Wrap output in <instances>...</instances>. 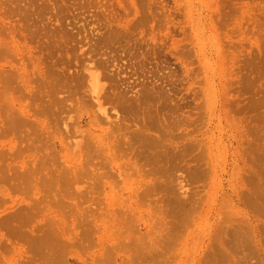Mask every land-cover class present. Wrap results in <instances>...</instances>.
<instances>
[{
    "label": "rangeland",
    "instance_id": "obj_1",
    "mask_svg": "<svg viewBox=\"0 0 264 264\" xmlns=\"http://www.w3.org/2000/svg\"><path fill=\"white\" fill-rule=\"evenodd\" d=\"M85 68L99 70L95 72L100 82L96 94L87 82ZM101 73L106 78L101 79ZM143 90L151 94L145 96ZM136 93L141 96L136 98ZM98 104L107 111L106 118L97 113ZM9 109L20 112L14 127L13 121L8 125ZM149 126L153 131L148 130ZM110 128L114 131L110 132ZM141 128L145 136L139 133ZM131 132L137 136L129 138ZM148 132V137L158 140H154L156 147L161 143L160 150L150 145L148 138L143 139ZM109 133H114L115 138ZM85 135H91L87 141L93 145L83 144ZM119 136L125 137L123 143H131L133 150L129 149L130 154L125 149L123 152L129 145L118 144L119 138L115 145L123 148L117 158V146L112 140ZM127 136L139 137V141L132 143L136 138L127 140ZM97 137H108L110 148L98 142ZM138 142L149 152L144 150L139 160L133 147L140 148ZM72 145L78 148L73 150ZM80 146L82 150L87 147V151H97L96 157L102 151L100 156L110 161L90 156V152L87 158L95 159L90 158L93 164L89 166L88 162L85 168L91 172L97 166L94 171L98 173L82 171V163L87 160L81 154L86 150L81 151ZM163 150L175 153L171 157L175 158L166 161L169 154L164 155ZM152 151L158 152L153 160L148 156ZM121 152L129 154L128 161L138 164L130 166L133 177L132 171H126L129 166L125 165L130 162L124 161ZM102 160L107 161L108 168ZM162 161L166 169L172 168L170 172L162 168ZM95 162L99 167H92ZM142 164H148V168ZM158 165L165 171L162 175ZM73 166L75 171L81 170L80 175ZM139 166L147 172L150 169L149 175L159 173L161 179L159 174L148 178L146 171L145 176L141 167L138 170ZM28 167L31 172L35 170V174L29 172L32 177L28 172L24 176ZM69 167L72 177L68 175ZM124 170L131 177H126ZM102 172L109 174L106 177L115 173L112 177L117 176L119 184L112 187L116 180L111 177L110 183L111 178L106 179ZM75 173L83 183H77L80 180ZM86 173L88 178L83 176ZM100 173L105 178L102 176L101 192L95 184L96 180L99 183ZM58 174H62L64 182ZM135 180L143 182L138 185ZM161 180L165 184L160 185ZM58 183L69 186L62 188ZM144 183V188L150 185V190L142 193ZM114 187L118 192L111 189ZM140 191L141 199L148 194L150 198L145 199L150 205L146 200L145 207L141 205L144 199L139 202ZM253 193L257 196H251ZM245 194L254 200H248ZM186 202L194 208L182 207ZM90 209L95 216L90 215ZM183 211L190 212V218H185L191 220L189 224L183 220ZM152 212L161 223L151 217ZM125 215L129 220L122 222ZM117 219L121 220L119 224ZM126 220H135L137 227L130 221L132 225L125 228L122 236L118 231L127 227L121 228ZM241 221L249 222L250 227L247 223L245 226L256 237L250 240L254 247L249 241L248 247L236 241L242 249L235 241L230 243V237L237 239L234 232L239 230L235 227H240ZM152 223L157 225L153 227L156 231L158 227L163 230L162 234L157 231L161 235L151 229ZM48 224L55 226L58 235L48 230ZM231 225L235 226L233 230ZM223 229L230 233H222ZM136 232L143 236L147 233V237ZM152 232L158 235L152 236ZM132 233L140 242L135 245H142L139 250L150 244L154 247L150 249L151 256L148 249L140 253L137 246L132 247ZM50 234L57 237V243ZM120 235L130 236L129 242ZM117 242L122 246L127 243L126 249L122 251L125 246ZM46 243H50L49 250ZM51 246L55 250L51 251L52 258L48 254ZM144 251L150 257L140 263ZM133 255L144 256L137 259L138 263L135 257L129 258ZM129 259H135L132 264H264V0H0V264H130Z\"/></svg>",
    "mask_w": 264,
    "mask_h": 264
},
{
    "label": "bare ground",
    "instance_id": "obj_2",
    "mask_svg": "<svg viewBox=\"0 0 264 264\" xmlns=\"http://www.w3.org/2000/svg\"><path fill=\"white\" fill-rule=\"evenodd\" d=\"M110 29H111V28H110ZM110 31H111L110 33L114 32V30H113V31L110 30ZM116 32H118V31H116ZM118 33H119V32H118ZM113 36H114V35H113ZM118 36H119V35H118ZM110 37H112V36H109V38H110ZM116 37H117V36H116ZM93 67H94V66H93ZM88 68H89V67H88ZM94 68H97V66H95ZM98 68H99V67H98ZM98 68H97V69H98ZM97 69H96L95 72L99 71V70H97ZM100 69H102V68H100ZM85 70H86V71L88 70V71L86 72ZM85 70H83V71H85V73H88V75H89V77L86 76V78H89V79H88L89 81L87 80V82H89L90 89H91V91H92L93 94H96V93H97V90H98V87H99V83H100V82H99V79H98L97 75H95V72L90 71L89 69H86V68H85ZM102 70H103V69H102ZM83 73H84V72H83ZM82 75H86V74H82ZM102 75H103V74L101 73V76H102ZM83 78H84V77H83ZM86 78H85V80H86ZM100 78L102 79V78H106V77L103 75V77H100ZM101 79H100V81L102 82ZM104 80H105V79H104ZM141 91H142V90H141ZM143 91H144V90H143ZM144 92L146 93L145 96H149V95L151 94L150 91H148L150 94H149L147 91H144ZM144 92H142V93H143L142 96L144 95ZM138 93H141V92H138ZM138 93H136V94H138ZM93 94H92V95H93ZM90 95H91V94H90ZM139 96H141V94H140V95L138 94V96H136V98H138ZM105 97H106V96H105ZM105 97H104V98H105ZM115 97L118 99L117 96H115ZM122 97H123V96H122ZM122 97L119 96V98H122ZM91 98H93V97H91ZM101 98H102V95H101ZM106 98H107V97H106ZM136 98H135V100H136ZM141 98H145V100H146L147 97H141ZM141 98H140V99H141ZM94 99H95V98H94ZM94 99H92V100H94ZM99 99H100V97H99ZM147 99H148V98H147ZM104 100H105V102L107 101L106 99H104ZM120 100H121V99H120ZM141 100L143 101L144 99H141ZM117 101H118V100H117ZM95 102H96V101H95ZM103 102H104V101H103ZM105 102H104V103H105ZM123 102H125V101L123 100L122 103H123ZM137 102L139 103L140 101H137ZM104 103H103V104H104ZM122 103H121V101H120V105H122ZM134 103H136V102H134ZM96 104H97V103H96ZM124 105H125V103H124ZM122 106H123V105H122ZM12 107H13V106H12ZM96 108H97V113H98V112L101 113V114H102L103 116H105V118H106V115H107V114L105 115V112H107V111H105V109H103V106H102L101 104H98V107H96ZM11 110H12V108H11ZM9 111H10V109L8 110V115L10 114V115H9L10 117H9V116H8V117L11 118V120L8 118V119L10 120V122H8L9 120L7 119V120H6V125H7V122H8V125H9V124L11 123V121H13L12 124H13V127H14V121H15L16 123H18V122H19L18 119L20 120V118H19V116H18V114L20 115V112L18 113L16 109H15V110L13 109V111H14L16 114L18 113V114L16 115V114H13V113H14L13 111H10V113H9ZM11 112H12V113H11ZM99 113H98V114H99ZM11 114H12V116H11ZM14 116H18V118L15 117V119H17V120H12V119L14 118ZM12 117H13V118H12ZM20 117H21V116H20ZM22 117H23V116H22ZM96 117H99V116H96ZM105 118H104L103 120H106ZM94 119H96V118L94 117ZM99 119H101V118H99ZM99 119L97 118L96 121L99 120ZM22 120H23V121H24V120L26 121V118H25V119H22ZM101 120H102V119H101ZM17 121H18V122H17ZM99 122H100V121H99ZM104 122H105V121H104ZM106 122H109V121L106 120ZM111 122H112V121H110V124H111ZM122 122H123V121H122ZM101 123H102V121H101ZM112 123H113V122H112ZM123 123H124V122H123ZM12 124H10V125H12ZM103 124L106 125L107 123H106V124L103 123ZM103 124H102V125H103ZM8 125H7V126H8ZM119 125H120V124H119ZM119 125H117V126L119 127ZM113 126H114V125H113ZM113 126H112V127H113ZM11 127H12V126H11ZM13 127H12V128H13ZM110 127H111V126H110ZM115 128H116V130L119 129V128H117V127H115ZM143 128H144V127H143ZM149 128H150V126L148 127V130H149ZM110 129H111V130H110ZM110 129H109L110 132L114 131L113 128H110ZM146 129H147V128H146ZM71 130H72V129H71ZM104 130H105V129H104ZM116 130H115L114 133H116ZM141 130H143V129L141 128L140 131L138 130L139 133L141 132ZM151 130L153 131V129H151ZM151 130H149V131L151 132ZM136 131H137V130H136ZM138 131H137L136 134H137L139 137H143V136L146 135V133H145V135H143L142 132H141V134H142L143 136H142V135L140 136L139 133H138ZM144 131L146 132V130H144ZM144 131H143V132H144ZM65 132H66V131H65ZM65 132H64V134H65ZM80 132H82V131H80ZM154 132H157V131L154 130ZM68 133H69V132H66L67 135H68ZM107 133H108V131L106 132L105 136L108 135ZM114 133H113V134H114ZM66 134H65V136H67ZM109 134H110V133H109ZM111 134H112V133H111ZM111 134H110V135H111ZM113 134H112L111 137H114ZM132 134H133V135H136V134H134V133L131 132L128 136H130V135L133 136ZM148 134H149V135H147V137H144L143 139L148 138V139H147V140H148L147 142H148L149 144L151 143L150 145H152V146H153V144H154V146L156 147V144H155V143H156L158 140H157L156 138L153 139L154 137L151 139L150 137H148V136H150V133H149V132H148ZM110 135H109L108 137H109L110 139H112V138L110 137ZM137 135H136V136H137ZM151 135H152V134H151ZM69 136H70V135H69ZM80 136H81V135H80ZM85 136H86V135H85ZM88 136L90 137L91 135H88ZM88 136H86V138L84 137L86 140H85V139L81 140V142L85 140L83 144H84V145H87V146L89 145V143H88L89 141H87V140L89 139ZM128 136H127V140H128L129 138H131V136H130L129 138H128ZM153 136H154V135H153ZM159 136H160V134H159ZM71 137H72V136H71ZM108 137H105L106 139L104 138V140H101V139L99 140V137H97V141H98V142H102V141H103V144L106 145L107 148H110L109 145H108V143H107V139H108V141L110 140ZM134 137H135V136H134ZM139 137H138V138H139ZM151 137H152V136H151ZM87 138H88V139H87ZM114 138H115V137H114ZM116 138H117V137H116ZM119 138H120V139H119ZM124 138H125V137H124ZM124 138H123V137L121 138V137L119 136V137L117 138V140H116V139H115V140H112L113 143H114L113 145L116 144L114 141L117 142L118 139H119L118 144H120V142H121L120 145L123 146V144L125 143V145H126V147H127L129 144H128V145L126 144V143H128V141L123 143L122 140H123ZM135 138H136V140H134ZM135 138H132V139L134 140V141H132V143H133V142L135 143L136 141H139L137 137H135ZM149 138H150L151 141H153V142H150V139H149ZM161 138H162V139H165L164 136L162 137V135H161ZM161 138H160V139H161ZM65 139H67V137H66ZM68 139H69V138H68ZM81 139H82V138H81ZM132 139H129V140H132ZM140 139H142V138H140ZM158 139H159V138H158ZM70 140H71V139H70ZM120 140H121V141H120ZM125 140H126V139H125ZM154 140H156L155 143H154ZM86 141H87V142H86ZM90 141H91V140H90ZM112 141H110V142H112ZM81 142H80V143H81ZM85 142H86V143H85ZM110 142H109V144H110ZM143 142H145V140H144ZM143 142L141 141L142 144H143ZM159 142H160V140H159ZM91 143H92V142H91ZM91 143H90V145H93V144H91ZM122 143H123V144H122ZM139 143H140V142H138V145L141 146V144H139ZM145 143H146V142H145ZM145 143L143 144V146H145ZM152 143H153V144H152ZM118 144L115 145V147L117 146L116 149H114L115 147L113 146V149H114V150H117V153H114V154H116V156H117L118 152L121 151L120 149L123 148V147L121 146L120 149H119V146H120V145L118 146ZM160 144H161V143H160ZM160 144H159V146H157V147L159 148V150H160ZM76 145H77V143H76ZM90 145H89V146H90ZM131 145H132V144L130 143V145H129L130 147H129V146H128L129 148L127 147L128 150H127L126 148H123V149H122L123 152L126 150L127 152L129 151V154H130V150H129V149H132V148H131ZM133 145H136V144H133ZM138 145H137V146H138ZM150 145L148 146V145L146 144L145 147L148 146V148H150L151 150H154V149H152V147H151ZM157 145H158V144H157ZM72 146H73V145H72ZM72 146H70L71 149L75 148V146H73V147H72ZM78 146H79V145H78ZM81 146H83V145H81ZM81 146H80V148H81ZM96 146H97V145H96ZM154 146H153V147H154ZM164 146H165V145H164ZM101 147H102V146H101ZM101 147H98V148L100 149ZM111 147H112V145H111ZM133 147H135V149H136V151H135V149H134L135 154H136V152L138 153V155L136 154L137 156L135 155V157H137V158H138V157L141 158V157L144 156V155H143V151L145 150V149H144L145 147H143V148H142V146H141L140 148H139V147L136 148V146H133ZM157 147H156V148H157ZM162 147H163V146H162ZM162 147H161V148H162ZM77 148H78V147H76V149H77ZM86 148H87V147H86ZM86 148L83 149L84 151L86 150L85 152H81V151H83L82 148H81V151H80L81 154H84V157H85L86 160H87V161H84V162L82 163L83 165H82L81 168H84V170H82V171H85V169H86V171H87V173H88V172H89V171L87 170L88 165L90 166V165L93 164V163H91L92 161H88V160L95 159L96 154H98V153H97V151H95L96 154L93 153L92 150H94V149H91V151H87L88 148H87V149H86ZM92 148H93V147H92ZM94 148H97V147H94ZM98 148H97V149H98ZM138 148L140 149L139 152L141 151V148H142V151L140 152L142 155H140V156H139V152H138V150H137ZM165 148H166V146H165ZM165 148H163V149H165ZM76 149H73V150H76ZM102 149H103V148H102ZM104 149H105V148H104ZM124 149H125V150H124ZM146 149H147V148H146ZM166 149H167V148H166ZM73 150H71V151H73ZM78 150H79V149H78ZM111 150H112V148H111ZM132 150H133V149H132ZM147 150H148V149H147ZM156 150H157V149H156ZM167 150H168V149H167ZM167 150H165V151L167 152ZM126 151H125V152H126ZM134 151H133L132 154H134ZM149 151H150V150H149ZM157 151H158V150H157ZM165 151L163 150L164 155H165V153H166ZM77 152H78V151H77ZM77 152H75V154H76ZM86 152H88V155H86V154H87ZM90 152H92V153H90ZM105 152H106V151H105ZM114 152H116V151H114ZM131 152H132V151H131ZM147 152H148V151L145 150L144 153H147ZM152 152H153V151H152ZM73 153H74V152H73ZM85 153H86V154H85ZM89 153H90V156H92L91 154H93L95 157H94V156H93V158L89 157V159H88L87 156H89ZM150 153H151V152H150ZM153 153H155V151H154ZM153 153H152V155H151V154L148 155V156H151V159H152V160L154 159V157H152V156H153V155H154V156L157 155L156 153H158V152H156L155 154H153ZM159 153H161V152H159ZM99 154H100V153H99ZM101 154H103L102 151H101ZM101 154H100V155H101ZM123 154H124V153H123ZM123 154H122V152H121V157H122V156L124 157V161L130 162V160L128 161V160L126 159V156L129 155V154L126 153V154H127L126 156L123 155ZM148 154H149V152H148ZM162 154H163V153H162ZM162 154H161V155H162ZM166 154H167V155L169 154L168 157L165 158L166 161H167L168 158H170L171 160L175 158V157H174V158H171L172 156L175 155V153H174V155H170L171 153H169V152L166 153ZM177 154H178V153H177ZM85 155H86V156H85ZM100 155H97L96 158L100 159V158L103 157V156H100ZM164 155H163V158L165 157ZM167 155H166V156H167ZM81 156H82V155H81ZM99 156H100V157H99ZM118 156H119V154H118ZM118 156H117V158H118ZM145 156H146V155H145ZM169 156H170V157H169ZM177 156H179V155H177ZM75 157H76V156H75ZM121 157H120V159H121ZM123 157H122V158H123ZM90 158H91V159H90ZM139 158H138V160H139ZM146 158H147V160H148V157H146ZM146 158H145V159H146ZM102 159H103V160H107V159H108V161H110L109 158L105 159V156H104ZM145 159H144V160L142 159V160L144 161V163L147 162V160H145ZM151 159H149V160H151ZM160 159L164 161V159H162V157H161ZM160 159H158L159 161L156 159V161L159 162V163L157 162V164H161V163H160ZM84 160H85V159H84ZM100 160H101V159H100ZM103 160H102V161H103ZM152 160H151V161H152ZM163 161H162V162H163ZM166 161H165V163H166ZM169 161H170V160H169ZM169 161H168V162H169ZM177 161H178V160H177ZM26 162H27V161H26ZM85 162H86V163H85ZM88 162H90V164H89ZM93 162H94V161H93ZM99 162H101V161H99ZM99 162H98V163H99ZM103 162H104L105 164H107L106 167L108 168V163H107V161H106V162L103 161ZM103 162H102V163H103ZM134 162H135V163H134ZM27 163H28V165H29V161H28ZM32 163H33V162H32ZM87 163H88V165H87ZM104 163H103V164H104ZM132 163H134L135 166L138 165V164L136 165V161L130 162V163H129L130 165H127V163H126L125 166H127V167L129 166L128 170H126V169H127V167H126V169H125L126 171H130V172L132 171L133 167H132V169L130 168V166H131ZM151 163H152V162H151ZM153 163H156V162H153ZM153 163H152V164H153ZM84 164L87 165L86 168H85V165H84ZM99 164H100V163H99ZM134 164H133V165H134ZM149 164H150V162H149ZM157 164H153V165H157ZM166 164H167V163H166ZM204 164H205V163H204ZM96 165H98V164H96V162H95V164H94L92 167H94V166H96ZM109 165H110V163H109ZM133 165H132V166H133ZM147 165H148V164H147ZM147 165L144 166V164H142V166H144L143 168H145V167L148 168ZM161 165H162V164H161ZM161 165H160V166L158 165V166L160 167V169H159L158 167H156V166H154V168L156 167V168L159 169V171H160L162 168H165L164 166H167V165H164V162H163V167H162ZM30 166H31V165H30ZM62 166H64V164H62ZM104 166H105V165H104ZM120 166H121V170L124 169V167H123L122 165H120ZM142 166H139V168H140V167L142 168ZM170 166H171V165H170ZM208 166H209V165H208ZM35 167H36V166H35ZM35 167H34V169H35ZM64 167H65V166H64ZM73 167H74V166H73ZM96 167H97V166H96ZM96 167H94V170H95ZM98 167H99V165H98ZM102 167H103V166H102ZM161 167H162V168H161ZM18 168H19V165H18V167H17V170H18ZM29 168H30V167H28V170H29ZM62 168H63V167H62ZM66 168H67V167H66ZM70 168H71V167H69V168L67 169V171L69 172L68 175L71 174V173H70V170H71L72 168H71V169H70ZM104 168H105V167H104ZM104 168H101V167H100L99 169L102 170V169H104ZM134 168H135V167H134ZM139 168H138V170L141 171V168H140V169H139ZM143 168H142V171H141V172L144 171ZM34 169H33V170H34ZM75 169H76V168L74 167V172H76V171L78 172V170L75 171ZM99 169H98V170H99ZM129 169H130V170H129ZM165 169H166V168H165ZM171 169H172V168L168 166L167 169H166V172H168V171L170 172ZM174 169H175V168H174ZM194 169H195V170L197 169V171L199 170V168H196V167H195ZM200 169H201V167H200ZM30 170H31V168H30ZM30 170H29V171H27V170L25 171V169H24V171H25V172H24V176H26L25 173H27V172H28L27 174L29 175V174H30L29 172H31ZM62 170H63V172H64L66 169H62ZM94 170L91 171V172H89V173L91 174L92 172H95V171H96V170H95V171H94ZM107 170H109V169H107ZM107 170H106V172L109 173L110 171H107ZM125 170H124V171H125ZM147 170H148V169H147ZM149 170H150V169H149ZM149 170H148V172L145 170V171L148 173V176H147L148 178H149V176L152 177V175H153V176L155 175V177H156V176H158L159 173H161V172H165L164 170H163V171L161 170L159 173H157V175L154 174V172H152V175H151V173H150V175H149V172H150ZM167 170H168V171H167ZM195 170H194V171H195ZM204 170H205V168H204ZM204 170H203V171H204ZM208 170H209V169H207V171H208ZM122 171H123V170H122ZM122 171H121V172H122ZM126 171H125V172H122V173H125V174H126ZM140 171H139V173H140ZM145 171H144V173H145V176H146V172H145ZM153 171H154V169H153ZM32 172H33V171H32ZM32 172H31V173H32ZM60 172L63 174V176H65V175L68 176L67 174H64L62 171H60ZM72 172H73V171H72ZM80 172H81V170L78 172V173H79L78 175H80ZM106 172H105V173L102 172L103 175H104L105 177H106V175H107ZM121 172H120V173H121ZM195 172H196V171H195ZM204 172H205V171H204ZM66 173H67V172H66ZM82 173H85V172H82ZM82 173H81V175H82ZM87 173H86V174H83V176L85 175V178H86V176H87V178H88V174H87ZM97 173H98V172H97ZM97 173L95 172V174H97ZM102 173L99 174V175H101V177H98V176H97V177L99 178V183H97L98 180H96V181H97L96 183H95L94 181H92V183L94 182L95 184H97L98 187L103 183V182H101V179H102V176H103ZM110 173H111V172H110ZM122 173H121V175L124 176V174H122ZM132 173H133V171H132ZM132 173H130V175H131ZM155 173H156V172H155ZM198 173H200V170H199ZM33 174H35V170H34ZM59 174H60V173H59ZM59 174H58V177L62 176V174H61V175H59ZM76 174H77V173H75V175H76ZM90 174H89V175H90ZM165 174H166V173H165ZM20 175H22V174H20ZM28 175H27V176H28ZM73 175H74V173H73ZM108 175H109V174H108ZM108 175H107V176H108ZM110 175H111V174H110ZM114 175H115V173H114L113 175H111L110 177H106V179H110V178H111L112 176H114ZM134 175H135V173H133L132 177H133ZM140 175L143 176V173L140 174ZM161 175H162V173H161ZM29 176L32 177L33 175L30 174ZM29 176H28V177H29ZM63 176L60 177L59 179L61 180V178H64ZM69 176H70V175H69ZM93 176H94V175H93ZM93 176H92V179H93ZM104 176H103V179H105ZM159 176H160V174H159ZM159 176H158V177H159ZM70 177H72V174H71ZM74 177H77L78 180L82 179V178H79L77 175L74 176ZM74 177H73V178H74ZM95 177H96V176H94V178H95ZM97 177H96V179H97ZM116 177H117V176H116ZM116 177H115V178H116ZM126 177H131V176H128V174H126ZM143 177H144V176H143ZM161 177H162V176H160V179H161ZM163 177H165V176L163 175ZM65 178H66V177H65ZM67 178H68V177H67ZM67 178H66V179H67ZM89 178H90V177H89ZM112 178H114V177H112ZM112 178H111V180H112ZM115 178H114V179H115ZM117 178H118V177H117ZM117 178H116V179H117ZM137 178H138V176H137ZM148 178H147V179H148ZM153 178H154V177H153ZM153 178H152V179H153ZM29 179H31V178H29ZM83 179H84V178H83ZM92 179H91V180H92ZM116 179H115V180H116ZM145 179H146V178H145ZM68 180L71 181V180H74V179H68ZM78 180L76 179V181H78ZM88 180H90V179H88ZM149 180H151V178H150ZM155 180H156V179H155ZM162 180H163V179H162ZM162 180H161V181H162ZM57 181H59V180H57ZM61 181L64 182L63 179H62ZM61 181H60V182H61ZM69 181H68V182H69ZM74 181H75V180H74ZM74 181H73V182H74ZM116 181H117V180H116ZM116 181H115L113 184H111L112 187H113L114 184H115V185H118V184H119V181H117L118 183H116ZM135 181L137 182V183H136V182H135V183L138 184V185L140 184V182H143V181H140V180H139V183H138L137 180H135ZM255 181H258V180L255 179ZM62 182H61V183H62ZM79 182H81V180L78 181L77 183H79ZM83 182H84V181H83ZM83 182H81V183H83ZM111 182H113V180L110 181V183H111ZM148 182H149V181H148ZM158 182H159V181H158ZM162 182H163V181H162ZM61 183H60V184L58 183V185H59V186H60V185L63 186L62 188H66L67 186H69V185H66L67 182H66V184L63 183L65 186H64L63 184H61ZM69 183H70V182H69ZM69 183H68V184H69ZM71 183H72V181H71ZM71 183H70V184H71ZM100 183H101V184H100ZM135 183H134V184H135ZM159 183H160V182H159ZM257 183H258V182H257ZM73 184H76V183H73ZM88 184H89V182H88ZM98 184H99V185H98ZM144 184H145V183H144ZM163 184H165V183H164V182H163V183H160V185H163ZM258 184H259V183H258ZM71 185H72V184H71ZM71 185H70V186H71ZM102 185H103V184H102ZM145 185H146V186H145ZM145 185H143V187H142V188H143L142 193L145 191V189H146L145 192H147L148 190H150V189H148V188L150 187V185L148 186V188H144V187H147V184H145ZM41 187L43 188L44 186H41ZM115 187L118 188L117 186H115ZM115 187H114V188H111V189L114 190V191L116 192L117 189L115 190ZM256 187L258 188L257 184H256ZM44 188H45V190H46L48 187L46 186V187H44ZM87 188H89V187H87ZM108 188H109V187H108ZM151 188H152V187H151ZM257 188H256V189H257ZM259 188L261 189L260 186H259ZM259 188H258V190L260 191ZM99 189H100V192H101V189H102L101 186H100ZM147 189H148V190H147ZM181 189H182V188H181ZM256 189H255V190H256ZM87 190H88V192H89V189H87ZM112 190H111V191H112ZM255 190H253V191H255ZM258 190H257V191H258ZM114 191H113L112 193H114ZM257 191H255V192H257ZM117 192H118V191H117ZM251 192H252V191H250V193H251ZM260 192H261V191H260ZM103 193H104V192L102 191V193H101V194H102V197H103ZM142 193H141V191H140L139 194H138L139 196H137V197L140 198V199H138L139 202H141L140 200H143V199H144V201H142V204H141V203H139V204H141L143 207H145L146 203H145V204H143V203L145 202L146 199H149L150 197H147V195H148V194H147V195H144V197H142L143 199H141L140 194L142 195ZM183 193L186 194L185 192H183ZM246 193H247V192H246ZM181 194H182V193H181ZM253 194H254V193H253ZM255 194H256V193H255ZM255 194H254V195H251V196H257L258 192H257L256 195H255ZM259 194H260V193H259ZM89 195H90V194H89ZM195 195H196V194H195ZM245 195H246V194H245ZM145 196H146L147 198H146ZM108 197H109V196H108ZM119 197H120V196H119ZM244 197H245V196H244ZM246 197H247L248 200H249V199L252 200V197H250V196H248V195H246ZM44 198H45V197H44ZM44 198L42 197L41 201H42ZM103 198H104V197H103ZM145 198H146V199H145ZM191 198H193V197L191 196ZM119 199H121V198H119ZM242 199H243V198H242ZM185 200H186V199H185ZM244 200H245V199H244ZM244 200H243V201H244ZM253 200H254V199H253ZM253 200H252V201H253ZM146 201H148V200H146ZM189 201H190V200H189ZM125 202H127V200H126ZM148 202H149V201H148ZM148 202H147V204H148ZM191 202H192V201H191ZM191 202H189V203H191ZM247 202H248V201H247ZM247 202H246V203H247ZM114 203H116V202H114ZM178 203H179V202H178ZM178 203H177V204H178ZM189 203H188V205H189ZM192 203H193V202H192ZM192 203H191V204H192ZM244 203H245V201H244ZM244 203H243V204H244ZM250 203H253V202L250 201ZM102 204H103V203H102ZM177 204H176V205H177ZM184 204H185V205H184ZM184 204H183L184 206H182V204H181V206L184 207V208H185L186 206H188V205H187V202L184 203ZM191 204H190V205H191ZM103 205H104V204H103ZM149 205H150V202H149ZM151 205H152V204H151ZM179 205H180V204H179ZM190 205L188 206V209H190L189 207H191V206L193 207V205H191V206H190ZM246 205H247V204H246ZM248 205H249V203H248ZM248 205H247V206H248ZM118 206H119V205H118ZM138 206H139V205H138ZM138 206H137V208H138ZM237 206H238V205H237ZM104 207H105V206H103L102 208H104ZM152 207H153V205H152ZM155 207H157V206L155 205L153 208H155ZM182 207H181L180 209H183ZM192 207H191V209L194 208V207H193V208H192ZM102 208H101V210H102ZM122 208H123V207H122ZM150 208H151V207H150ZM150 208H149V209H150ZM178 208H179V206H178ZM178 208H177V210H178ZM88 209H89V208H88ZM99 209H100V208H99ZM151 209H152V208H151ZM151 209H150V210H151ZM155 209H156L157 212H159L158 207L155 208ZM157 209H158V210H157ZM186 209H187V208H186ZM104 210H105V209H103L102 211H104ZM114 210H117V209H114ZM121 210H122V209H121ZM174 210H175V209H174ZM183 210H184V209H183ZM88 211L91 212L90 215H91L92 213H94V212L91 211V209L88 210ZM110 211H111V210H110ZM118 211H119V210H117V211H115V212H118ZM122 211H123V210H122ZM122 211H121V213L123 214ZM152 211L154 212L155 210L152 209ZM156 211H155V212H156ZM185 211H189V210H185ZM185 211H183L184 214H185V217H184V215H183V217H184L183 220H184V221L186 220V219H185L186 216H187V219L190 218V216H188V215H189L188 213H190V212L187 213V212H185ZM241 211H242V210H241ZM115 212H114V214H116ZM119 212H120V211H119ZM119 212H118V213H119ZM125 212H127V211H125ZM125 212H124V214H128V213H129V212H127V213H125ZM153 212H152V213H153ZM157 212H156V213H157ZM179 212H181V210H180ZM194 212H195V211H194ZM234 212H235V209H234ZM118 213H117V214H118ZM156 213H155V214L153 213V214L151 215V217L153 218V217L156 215ZM174 213H175V212H174ZM176 213H177V212H176ZM181 213H182V212H181ZM94 214H95V213H94ZM94 214H92V215L95 216L96 214H95V215H94ZM122 214H121L120 216H122ZM150 214H151V213H150ZM150 214H149V215H150ZM182 214H183V213H182ZM187 214H188V215H187ZM100 215H101V214H100ZM112 215H113V214H111V217H112ZM118 215H119V214H118ZM128 215H129V214H128ZM97 216H99V214H97ZM97 216H96V217H97ZM103 216H104V215H103ZM120 216H117L118 219L120 218ZM143 216H145V215H143ZM143 216H142V217H143ZM156 216H157V215H156ZM156 216H155L154 218H156V222L158 223V221L161 220V219L159 218L158 221H157V217H156ZM225 216H226V215H225ZM106 217H107V216H106ZM106 217H104V218H106ZM128 217H131V219H134V218H132L133 216H130V215H129ZM180 217H181V216H180ZM107 218H108V217H107ZM115 218H116V217H115ZM121 218H122V219H121ZM121 218H120V219H121L122 222H123V219H126L127 217H126V215H125V218H124V217H121ZM152 218H151V219H152ZM118 219H117V223H118V221H121V220H118ZM142 219L145 220L144 217H143ZM250 219H251V218H250ZM93 220H94V218H93ZM98 220H99V219H98ZM98 220H97V222H98ZM109 220H110V219H109ZM127 220H129V219L127 218ZM127 220H126L127 223H129L130 221H132L131 223L133 224V222H135V220H134V221H133V220H130L129 222H128ZM143 220H142V221H143ZM51 221H52V220H51ZM148 221H150V220H148ZM184 221H180V222H181V225H183V226H184L185 222H187L188 224L191 222V220H190V221H189V220H186L185 222H184ZM227 221H228V220H227ZM238 221H240V220H238ZM115 222H116V221H115ZM126 222H125L123 225H122V223H121V225H122L121 228L123 229V226H124V225H127V227L124 226V229H123L122 232H121L120 230L118 231V233L120 232L122 236H123L122 233L124 232L125 228H128L129 225H132L131 223L127 224ZM154 222H155V221H154ZM223 222H224V221H223ZM236 222H237V221H236ZM242 222L244 223L242 227L245 229V231H244V229L241 227V223H242ZM49 223H52V225H53V224H54V221L50 222V220H49ZM55 223H56V222H55ZM57 223H58V222H57ZM117 223H116L115 225H117ZM119 223H120V222H119ZM119 223H118V224H119ZM157 223H156V224H157ZM159 223H161V221H159ZM241 223H240V224L238 223V225H239L240 227H238V226L235 227V226L233 225L235 228H237V229H235V230H239V231L234 232V233H235V237H236L239 241H238L237 239L234 240V237H230L231 239H232V238H233V239L231 240V242H230V241H229V242H230V243H233V241H235V242H236V241H237V242H241L242 245L244 244L245 247H246V246H247V244H246L247 241L250 242V240H254L256 237L253 235V233L251 234V231H248L249 228L245 226V223H247V221H246V222H245V221H241ZM248 223H249V222H248ZM248 223H247V224H248ZM252 223H253V222H252ZM135 224H137V222L133 224V225L135 226V228H136L137 225H135ZM149 224H150V222H149ZM48 225L51 226V229H50V227L48 228V226H47L48 230H49V231L53 230V231H51V232H53V234H55V233L58 232L57 229H55V226H52L51 224H48ZM54 225H55V224H54ZM58 225H60V224H58ZM115 225H114V226H115ZM154 225H155V223H154ZM154 225H153V223L151 224V226H152L151 229H152V230L155 228V226H157V225H155V226H154ZM159 225H160V224H159ZM161 225H162V224H161ZM161 225H160V226H161ZM181 225H180V226H181ZM186 225H187V224H186ZM248 225H249V224H248ZM255 225H256V224H255ZM114 226H113V227H114ZM190 226H191V225H190ZM228 226H229V225H228ZM233 226L231 225L232 230L234 229ZM53 227H54V228H53ZM153 227H154V228H153ZM161 227H162V226H161ZM181 227H182V226H181ZM184 227H185V226H184ZM249 227H250V225H249ZM257 227H258V226H257ZM47 228H46V229H47ZM118 228L120 229V227H118ZM129 228L132 229L131 227H129ZM185 228H186V227H185ZM217 228H218V227H217ZM223 228H224V227H223ZM246 228H248V229L246 230ZM58 229H59V228H58ZM111 229H112V228H111ZM130 229H129V232L131 233ZM155 229H156V228H155ZM155 229H154V231H156ZM158 229H160V227H158ZM158 229H157V231H159L160 233H161V231H163L162 229H161V231L158 230ZM229 229H230V228H229ZM252 229H253V228L251 227L250 230H252ZM258 229H259V228H258ZM60 230H61V229H60ZM98 230H99V229H98ZM116 230H117V229H116ZM152 230H151V231H152ZM227 230H228V229H227ZM227 230H225V231H227ZM242 230H243L244 232H243ZM255 230H256V229H255ZM54 231H56V232H54ZM111 231H112V230H111ZM151 231L149 230L150 233H151ZM157 231H156V232H157ZM198 231H199V230H198ZM225 231H224V229H223V231H221V232H222V233H225ZM229 231H230V230H228V232H229ZM253 231H254V230H253ZM51 232H50V233H51ZM98 232H99V231H98ZM126 232H127V230L125 231V233H126ZM129 232H128V233H129ZM159 232H157V233H159ZM221 232H220V233H221ZM249 232H250V233H249ZM118 233H116V234H118ZM125 233H124V234H125ZM133 233H134V232H133ZM133 233H132V236H131V234H130V236L133 238V241H135L134 244L131 243V242H133V241H132V238H130L129 235H128L129 237H127V235H126V237H122L121 235H120L121 237H120V236H119V237H120L122 240H123L124 238H128V239H127L128 242H129V240L131 239V242H129V243L132 244V247H133V245H135V243L139 242V241L136 242V239H135L136 236H135V238H134V237H133V236H134ZM150 233H148L149 236H150ZM152 233H153V235H152V234H151V235L156 237V234H157V233H155V235H154V232H152ZM160 233H159V235L162 234V233H161V234H160ZM222 233H221V234H222ZM229 233H230V232H229ZM258 233L260 234V232H258ZM46 234H47V233H46ZM116 234H115V235H116ZM134 234H135V233H134ZM146 234H147V233H146ZM146 234L144 235L145 237H147ZM183 234H184V233H183ZM225 234H226V233H225ZM248 234L251 235L252 237L249 236ZM256 234H257V233H256ZM55 235H58V234H55ZM55 235H54V237H55ZM136 235H140V233L137 234V232H136ZM157 235H158V234H157ZM47 236H48V235H47ZM50 236H52V239H53V240H54L55 238L57 239V237L54 238L52 234H50ZM111 236H112V235H111ZM140 236L144 237L143 235H140ZM140 236H138L139 238H137V239H139V240H140V239H143V238L140 237ZM222 236H224V235L222 234ZM227 236H228V235H227ZM259 236H260V235H259ZM117 237H118V236H117ZM157 237L159 238L160 236H157ZM194 237H195V236H194ZM108 238H109V237H108ZM120 238H119V239H120ZM129 238H130V239H129ZM46 239H49V236L46 237ZM56 239L54 240V243H57V240H56ZM145 239H146V238H145ZM145 239H144V240H145ZM155 239H156V238H155ZM260 239H261V237H260ZM260 239H259V240H260ZM114 240H115V239H114ZM151 240H152V238H151ZM50 241H51V240H50ZM58 241H60V240H58ZM119 241H121V240H119ZM154 241H155V240H154ZM154 241H151L152 244L155 243ZM255 241H256V240H255ZM62 242H63V241H62ZM121 242H122V241H121ZM141 242L143 243V242H145V241L142 240ZM237 242L235 243L236 245L240 244V243H237ZM58 243L60 244L61 242H58ZM63 243H64V242H63ZM122 243H123V242H122ZM139 243H140V242H139ZM142 243H141V244H142ZM156 243L159 244V245L162 247V245L160 244V242L158 241V239H157V242H156ZM184 243H185V242H184ZM252 243H253V242H252ZM46 244H47V243H46ZM49 244H50V243H49ZM49 244H47L46 247H47ZM59 244H58V245H59ZM103 244H104V243H103ZM115 244H116V243H115ZM117 244H118V242H117ZM119 244H120V245H119ZM119 244H118V246H121V247H124V246H125L124 249H121L122 251H124V250L126 249V245H127V243H125L126 245H123V246H122V244H121L120 242H119ZM146 244H147V243H146ZM157 244H156V245H157ZM221 244H222V243H221ZM253 244H254V243H253ZM255 244H256V242H255ZM260 244H261V243H260V241H259V245H260ZM44 245H45V244H44ZM60 245H62V244H60ZM60 245H59V246H60ZM64 245H65V244H64ZM143 245H145V244L143 243ZM219 245H220V243H219ZM249 245H250V246H253V245H251V242H250ZM249 245H248V246H249ZM56 246H57V244H56ZM59 246H58V247H59ZM103 246H104V245H103ZM106 246H107V245H106ZM118 246H117L116 248H121V247H118ZM136 246H137V247H136ZM138 246L142 247V245H140V244L135 245V247L138 248V251H139L140 253H142L141 250H142L143 248L145 249V246H143V248H141V250H139L140 248H139ZM192 246H193V245H192ZM220 246H222V245H220ZM234 246H235V245H234ZM248 246H247V247H248ZM257 246H258V245H257ZM49 247H50V246L47 247L48 250H49ZM64 247H65V246H64ZM107 247H108V246H107ZM107 247H106V248H107ZM113 247H115V245H113ZM113 247H111V248L113 249ZM128 247L130 248L131 246H128ZM148 247H152V245L150 244V245H148ZM148 247H146L148 250L154 248V247H152V248H148ZM186 247H187V246H186ZM238 247L241 248L242 246H239V245H238ZM253 247H254V246H253ZM253 247H252V248H253ZM111 248H107V249L112 250ZM136 248L132 249V251H133V250H136ZM243 248H244V247H243ZM252 248H251V249H252ZM104 249H105V248H104ZM104 249H103V250H104ZM130 249H131V248H130ZM130 249H128V250H130ZM147 249H145V251H146ZM189 249H190V248H189ZM221 249H223V247H222ZM241 249H242V248H241ZM251 249H248V250H251ZM255 249H256V248H255ZM259 249H260V248H259ZM53 250H54V249H53L52 246H51L50 252H48V254L51 253V251H53ZM64 250H65V249H64ZM64 250H63V251H64ZM105 250H106V249H105ZM105 250H104V252H106V253L109 252V254L111 253L109 250H108V252L105 251ZM119 250H120V249H119ZM148 250H147V251H148ZM252 250L254 251V248H253ZM114 251H118V250L114 249ZM142 251H143V250H142ZM145 251H144V252H145ZM184 251H185V250H184ZM256 251H257V250H256ZM53 252H55V250H54ZM53 252H52V253H53ZM56 252H57V251H56ZM58 252H60V251H58ZM152 252H153V251H152ZM152 252H151V250H150L149 253H148V252H145V257H143L144 255H143V256L140 255V257H143V259L141 258V261H139V262L141 263L143 260H145V259L147 260V257L149 258V257L151 256L150 253H152ZM52 253H51V256H50V254H49V257H50V258H52ZM60 253H61V252H60ZM140 253H139V254H140ZM146 253L150 254V256L146 255ZM48 254H47V255H48ZM54 254H55V253H54ZM55 255H56V254H55ZM104 255H105V254L103 253V256H104ZM112 255H114V254H112ZM53 256H54V255H53ZM105 256H107V255H105ZM136 256H137V253H136ZM136 256L133 255V256H130V257L128 256V257H129V258H131V257L134 258V257H135V259H136V261H137V259L139 260L140 257L137 258ZM146 256H147V257H146ZM54 257H55V256H54ZM54 257H53V258H54ZM177 257H178V256H177ZM105 258H106V257H103V259H104L103 262L106 261ZM175 258H176V257H175ZM131 259H132V258H131ZM131 259H129V260L131 261ZM135 259H133L132 261H134ZM101 260H102V259H101ZM108 260H112V258H109ZM127 260H128V259H127ZM146 260H145V261H146ZM173 260H174V259H173ZM97 261H100V260H97ZM130 261H129V262H130ZM132 261H131L130 264H132ZM145 261H143V262H145ZM184 261H185V260H184ZM101 262H102V261H101ZM137 262H138V261H137ZM139 262H138V263H139ZM133 263H134V262H133ZM135 263H136V262H135ZM185 263H186V262H185ZM97 264H98V263H97ZM128 264H129V263H128Z\"/></svg>",
    "mask_w": 264,
    "mask_h": 264
}]
</instances>
